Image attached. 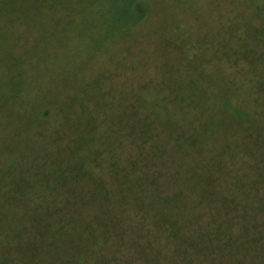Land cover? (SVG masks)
<instances>
[{
  "label": "rangeland",
  "instance_id": "374dc122",
  "mask_svg": "<svg viewBox=\"0 0 264 264\" xmlns=\"http://www.w3.org/2000/svg\"><path fill=\"white\" fill-rule=\"evenodd\" d=\"M130 1L118 0V4L109 0H0V250L5 246L7 239L12 238L11 229L14 227L20 231L19 238L32 234L33 231L27 233L29 230L23 226L33 223L31 214L38 210L34 197L51 195L93 198L100 191L107 194V190L112 191L107 195L123 202H126L125 196H136L134 174L126 177L125 171L119 170L115 179L107 181L106 179L112 177V171L106 163L109 156H98V161L94 163L96 166L92 163L97 154L96 150L109 145V139L106 142L107 138L103 139L105 127H99L101 115L94 112L93 105L96 108L98 103L111 102L114 105L121 93L127 89L129 97L134 99V89L138 95L142 93L141 87L145 85L159 91L155 93V97L165 96L161 91L165 92L164 84L170 82V76L183 82L187 74L194 75L193 72L183 69L187 66H182V58L176 55L181 49L189 51L179 36L180 31L189 34L188 41L194 43L196 47L191 52V61L196 60L198 66L199 63H203L205 75L217 74L219 67L224 70L223 77L218 75L219 82L217 79L210 82L209 92L216 91L218 86H224L226 92L217 94L220 101L223 100V95L231 94L233 90L235 107L247 109L252 114L261 111L260 100L263 99L255 100L256 93L249 92L254 87L250 83L254 73L256 84H261L264 80V62L258 59L260 47L251 54L254 57L253 64L249 58L244 59V56L239 58L231 56L230 59L224 56L233 48L241 49L246 47V44L256 46V42L250 37L256 38L259 35H256L255 30L244 28L231 40L227 31L225 34L216 32L219 27L215 25L214 15L212 17L209 14L207 7L213 6L215 2L219 4L221 0H141L150 8L148 20L139 27L135 25V29L129 34L121 36L117 31H113L111 24L118 23L117 10L120 13V7L123 4L129 5ZM236 1L246 8L260 4V1L255 0ZM49 3L53 5L50 6ZM223 6L224 4H221V11H224ZM96 8L102 9L106 14L113 9L110 15L90 16L94 14ZM236 13L237 11L226 13L222 20H228V16L229 19L234 18L237 16ZM200 15L203 18L197 19ZM253 24L258 26L260 19H253ZM179 27L181 29L178 30ZM201 35L202 37L206 35L210 52L202 51V46L205 47L208 43H202ZM165 40L162 51H159V44ZM169 40H172L174 48L168 45ZM249 48L252 47H246L244 50ZM171 52L173 54L170 56ZM212 54H219V57H213ZM211 58L213 61H209ZM169 60L176 66L172 74L168 72V69L172 68ZM175 95L186 96L181 90L176 91ZM173 96L174 93L167 94V99L173 100ZM50 103L52 104L48 121L50 127L47 125L43 136L39 137L43 139V143L36 136L37 128L30 129L33 124L32 112L37 108L41 111ZM80 108L84 110L83 113ZM107 108L108 106L105 111ZM111 108L108 114H112L115 121H118L120 112L116 108ZM78 109L79 111L74 113ZM79 117L84 119L86 126H98L93 128L91 133H88V129L82 128L79 131H72L70 126L73 120ZM257 118L260 116L257 115ZM256 124L258 126L260 122ZM247 127L245 121L241 124L235 122L232 128L218 134L220 138L229 136L235 139L223 141L216 139L217 143L210 145L215 151L213 160L225 152L236 154L240 151L237 145ZM60 131L62 132L58 134ZM63 133L66 139L62 144L52 143L51 140H56L57 136L59 138ZM162 134L159 140H167L168 135ZM72 136L76 137V140L94 139V142H87L81 151L76 152L77 144L70 142L74 140ZM48 138L51 143L47 142ZM117 139L122 140L119 136L115 138ZM200 139L203 137L200 136ZM167 142L172 144L169 139ZM119 143L121 145L116 150L122 149L123 153L128 152L133 156L134 144L124 143L122 146L121 141ZM249 146L252 144L244 147ZM207 147L208 145L206 150ZM246 151L250 152L248 149ZM251 153L250 162L260 160L262 156L260 148H254ZM199 157L201 159L199 163H196L195 156L178 157L181 171L184 172L187 168L196 169L195 166L206 158L203 151ZM102 164L103 168L100 171ZM175 165L169 164L167 171H175ZM249 168L247 165L242 168V172L239 171L242 180H252L249 178ZM83 173L86 174L83 176ZM169 180L170 183L174 182L171 183L172 186L167 187L172 188L168 192L170 195L176 189L173 186L177 187L178 184L179 190L181 187L185 190L184 200L183 193L173 198L174 201H178L176 205L180 212L183 211L184 215L190 216L196 210L204 211V205L199 203L200 196L189 193L184 181H179L174 176L169 177ZM99 183H102V186L98 187ZM218 184L221 185L222 182ZM193 188L198 191L200 186L196 185ZM24 197L34 199L27 201L12 199ZM156 202L157 197L153 199L149 197L140 205L138 214L132 209H127L121 214L120 211H123L127 204H118L111 219L119 216L122 220H128L123 224L127 235L124 239L127 247L116 255L117 260L110 259L111 264H126L131 260L134 239L132 232L139 238V242L150 244L152 252L160 250L171 256L174 244L162 234L154 232L153 228L150 236L140 237V234L146 233L145 229L152 218L149 215L151 205L155 206V210H159ZM79 210L85 209L79 207ZM174 212L175 215L177 211ZM246 218L249 217L243 219ZM240 225L243 223H238V228ZM88 244L92 246L91 243ZM65 254L64 250L61 253L53 250L47 256L53 264H60L59 260L60 258L63 260ZM170 261L172 262L168 264L175 262L182 264L181 258ZM163 263L164 261L161 264Z\"/></svg>",
  "mask_w": 264,
  "mask_h": 264
},
{
  "label": "trees",
  "instance_id": "16d2710c",
  "mask_svg": "<svg viewBox=\"0 0 264 264\" xmlns=\"http://www.w3.org/2000/svg\"><path fill=\"white\" fill-rule=\"evenodd\" d=\"M109 1L118 3V0ZM124 1L128 2V0ZM223 1L221 0L219 4L215 2L213 6L207 7L209 14L212 17L214 15L215 25L219 27L216 32L225 34L227 31L231 40L244 28L255 30L256 35H259L256 38L250 37L256 42V46L246 44V47H252L248 50H244L246 47L233 48L224 56L227 59H230L231 56L237 58L244 56V59L249 58L253 64L254 57L251 54L260 47L258 59L264 62V0H255L260 1V4L252 6L253 8L242 7L243 4L236 0ZM221 4H224V11L220 9ZM49 5H53V3H49ZM96 9L90 16L110 15L113 8L107 14L102 9ZM148 9L150 8L141 0H131L129 5L123 4L120 7V13L117 10L118 23L111 24L113 31H117L121 36L129 34L135 29V25L139 27L148 20ZM235 11H237L236 17L229 19L227 15L228 20H222L226 13ZM246 11L248 12L245 13ZM252 11L254 12L252 13ZM199 18H203L202 15L197 19ZM253 19H260V24L254 26ZM179 34L189 51L181 49V52L178 51L176 55L182 58V66H187L183 69L193 72L194 75L187 74L183 82H180L179 78L170 76V82L164 84L165 92L161 91L165 93V96L155 97V93L159 91L145 85L141 87L142 93L138 95L134 89V99L129 97L130 93L127 89L126 92L121 93L114 105L111 102L98 103L97 108L93 105L94 112L101 115L99 127H105V132L102 133L103 139L107 138L105 142L109 139V145L104 148L99 146L92 163H96L101 156H109L106 163L112 171V177L111 180L106 179L107 181L115 179L119 170L125 171L126 177L134 174L136 196H122L126 201L123 202L107 195L112 192L107 190V194L100 191L93 198L53 197L51 195L34 197L37 200L38 210L31 214L32 218H30L33 223L28 226L22 225L26 230H29L27 233L33 232L19 238L20 231L15 227L11 229L12 238L7 239L4 243L5 246H2L0 250L1 264H53L47 256L53 250L57 253L64 250L66 253V259L60 258V264H70L71 262L111 264L112 260L110 261V259L117 260L116 255L127 247L124 241L127 235L123 224L128 220H122L119 216L111 219L113 212L121 203L127 204L126 208L120 211L121 214L127 209H132L134 213L138 214L140 205L149 197L158 198L156 205L159 210H155V206L151 205L150 226H147L146 233L140 234V237L150 236L153 228L154 232L162 234L174 244V250L171 256L160 250L152 252L153 249H150L152 246L139 242V238L132 232L134 239L131 251L133 253L131 260L126 264H138V262L161 264L163 261V264H168V262H172L170 260L177 258L182 259L180 261L182 264H264V80L261 84H256L254 82L255 73L251 76H254L253 79L250 78L251 86L254 87L249 92L256 93L255 100L263 99L260 100V112L252 114L247 109L235 107L233 104L235 91L233 90L231 94L223 95V100L220 101L217 94L226 92L224 86H218L216 91L209 92L211 90L209 84L213 79H217L219 82L218 75L223 77L224 70L219 67L217 74L205 75L203 63H199L198 66L196 60L191 61V52L196 47L194 43L188 41L189 34L186 35L184 31H180ZM205 36L203 35V38L201 35L203 44L208 43ZM165 42L166 40L161 41L158 46L160 47L159 51H162ZM168 45L173 46L171 48L175 47L172 40H169ZM198 48L200 47L198 46ZM202 49L203 52H210L209 43L205 47L203 45ZM173 52L170 53V56ZM212 56L219 57V54H212ZM209 61H213V59L211 58ZM169 63L172 68L168 69V72L172 74L176 66L170 60ZM179 90L184 91L186 96H176L175 93ZM100 91L104 90L100 89ZM172 93H174L173 100L167 99V94L171 95ZM106 106L108 108L105 111ZM111 107L120 112L118 121H115L112 114H108ZM81 110L83 113L84 110L80 108ZM77 111L79 109L74 113ZM51 112V103L41 111L40 108L33 110L31 120L34 125L32 124L30 129L37 128V138L43 136L44 129H47ZM257 115L260 118H257ZM216 116L219 118L217 119ZM244 121L248 127L245 129L246 131L244 130L243 137L239 139L237 146L240 151H237L236 154L225 152L213 160L215 151L210 145L217 143L216 139L221 141L235 139L229 136L220 138L218 134L232 128L235 122L241 124ZM255 122H260V125L257 126ZM96 126H86L84 119L79 117L73 120L70 128L72 131H79L81 128L88 129V133H91ZM162 133L168 135L167 140H159ZM118 136L122 140H115ZM200 136L203 139H200ZM65 139L66 135L63 133L61 137L57 136L56 140L51 141L62 144ZM73 139L70 142L77 144L76 152L81 151L87 142H94V139L91 141L76 140V137ZM100 139L103 140L102 137ZM168 139L172 144H168ZM39 140L44 143L42 138ZM119 141L122 146L124 143L134 144L133 156L128 152L123 153L122 149L116 150L121 145ZM47 142L51 143L49 138ZM250 143L252 146L244 147ZM256 147L260 148L262 156L260 160L250 162L251 152ZM201 151L206 158L204 157L205 159L203 158L204 160L195 166L196 169L187 168L182 172L178 157L195 156L196 163H199ZM169 164H176L175 171H167ZM94 165L96 166V164ZM247 165L250 167V177L249 175L248 177L252 178L251 181L242 180L238 174ZM102 168L103 164L99 170L101 171ZM206 170L208 171L205 173ZM169 173L171 174L169 175ZM171 176L177 177L179 181H184L189 193L192 192V194L200 196L199 203L204 205V211L196 210L190 216H186L183 211L181 213L178 210L179 207L176 205L178 201H174L173 198L177 194L183 193L184 200L185 190L182 187L179 190L178 184L177 187L173 186L176 189L170 195L171 193L168 192L172 188L167 187L174 183H170L169 177ZM193 181L195 183H192ZM219 182L222 184H218ZM196 185L200 186L199 192L193 188ZM99 186H102V183H99ZM137 195L141 196L137 197ZM34 198L12 199L27 201ZM140 198L143 199L140 200ZM79 207H83L85 210L80 211ZM175 210L177 213L174 215ZM245 217L249 218L243 219ZM142 218L144 220L143 214ZM238 223H243V225L238 228ZM9 224L13 225V223ZM25 236L26 238H24ZM88 243H91L92 246H89Z\"/></svg>",
  "mask_w": 264,
  "mask_h": 264
}]
</instances>
